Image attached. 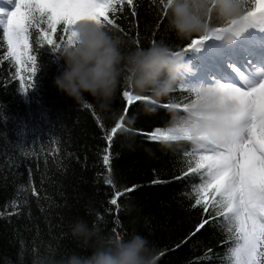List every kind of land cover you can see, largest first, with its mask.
Masks as SVG:
<instances>
[{"label": "trees", "instance_id": "trees-1", "mask_svg": "<svg viewBox=\"0 0 264 264\" xmlns=\"http://www.w3.org/2000/svg\"><path fill=\"white\" fill-rule=\"evenodd\" d=\"M135 2V17L127 6L118 13L117 23L127 36L119 29H106L122 41L125 52L138 48L132 38L137 32L139 48H147L155 40L179 51L190 43V39H178L169 30V15L160 23L159 0ZM210 23L224 25L214 16ZM41 27L46 28V24ZM62 28L58 25L55 39L63 35ZM229 38L212 37L188 50L184 79L155 104L150 99L136 102L124 121L132 131L118 132L110 153H105V135L123 114L126 102L122 90L128 85L121 84L107 110L96 106L88 93L84 94L88 102L78 105L54 84L64 69L59 52L41 46L38 30L33 29L30 44L37 71L33 87L21 92L17 66L5 59L7 43L0 27V212L13 199L26 201L18 215L0 216V264H39L43 259L59 260L73 252L90 255L91 244L84 246L71 235V226L78 219L95 226L103 236L116 238L112 232L115 227L123 238L132 234L146 237L157 253L156 264H196L197 258L199 264H230L226 253L232 244L219 221L181 243L206 218L202 209L191 207L193 201L186 195L197 177L175 179L182 175L184 154L194 145L149 139L156 128L174 126L185 117L182 110L164 105L189 102L191 94L180 87L181 83L194 87L201 79L205 81L203 73L217 67ZM105 154L111 156L109 166L103 162ZM116 192L123 195L118 205H111Z\"/></svg>", "mask_w": 264, "mask_h": 264}, {"label": "snow or ice", "instance_id": "snow-or-ice-1", "mask_svg": "<svg viewBox=\"0 0 264 264\" xmlns=\"http://www.w3.org/2000/svg\"><path fill=\"white\" fill-rule=\"evenodd\" d=\"M240 2L243 7L238 19L227 25L216 26L208 34L190 38L186 47H181L179 51L172 50V54L185 55L188 50L209 38L219 39V34L229 29L239 34L252 26L264 28V0ZM170 3L171 0H159L162 15L160 23L167 17ZM126 6L131 9V16L135 17V0H16L14 10L0 18V27L7 43L5 59L17 66L16 75L21 92L33 87L37 71L36 55L31 54L33 48L30 44L33 29L38 30V43L41 46L48 45L56 52L74 44L75 26L82 21L95 22L105 31L116 28L127 36L117 23L118 13H122ZM208 21L210 23L211 15ZM41 24H46V28L41 27ZM58 25L63 26V35L55 39L53 34L57 32ZM132 38L139 48V32ZM156 43L160 42L153 40L152 45ZM180 87L191 94L189 102L166 104L164 107L182 110L185 117L174 126L156 128L150 133L149 139L187 141L194 145L184 154L186 159L182 175L175 179L197 177V182L191 185V193L186 195L193 201L191 207L202 209V216L206 218H202L195 230L181 243H187L205 226H212L219 221L227 233V240L232 244L226 253L230 264H264V81L248 89L231 84L206 88L181 83ZM122 97L126 105L123 114L105 135L108 143L105 153H110L118 132L132 131L124 123L130 108L136 102L148 100L147 96L135 94L129 85L122 90ZM217 120L223 122L222 129L216 127ZM100 126L103 129V125ZM110 160V154L103 155L106 166L110 165ZM106 182L111 184L112 180ZM32 194H37L35 188H32ZM121 195L123 193L116 192L110 204L118 205ZM22 203L26 201L13 199L5 205L0 216L5 213L18 215ZM119 223L117 220L116 224ZM112 232L116 238H123V234L115 227ZM211 251L209 249L208 253ZM199 261L200 258H197L196 264Z\"/></svg>", "mask_w": 264, "mask_h": 264}, {"label": "clouds", "instance_id": "clouds-1", "mask_svg": "<svg viewBox=\"0 0 264 264\" xmlns=\"http://www.w3.org/2000/svg\"><path fill=\"white\" fill-rule=\"evenodd\" d=\"M242 7L240 0H171L168 27L178 39L205 35L215 27L209 23V15L227 25L240 17ZM74 30V44L59 51L64 69L54 84L78 105L88 102L84 96L88 93L96 106L107 110L122 83L137 95L147 93L148 99L159 101L174 91L188 71L184 55H173L163 42L125 52L122 41L95 22L82 21ZM232 34L236 32L229 29L219 35L229 38ZM215 125L223 128L222 121H215ZM71 235L84 246L91 244V254L82 256L73 252L59 260L43 259L39 264H156L157 261L155 249L140 234L129 238L103 236L95 226L89 227L86 221L78 219L71 226Z\"/></svg>", "mask_w": 264, "mask_h": 264}, {"label": "rangeland", "instance_id": "rangeland-1", "mask_svg": "<svg viewBox=\"0 0 264 264\" xmlns=\"http://www.w3.org/2000/svg\"><path fill=\"white\" fill-rule=\"evenodd\" d=\"M15 3L16 0H12L8 14L14 10ZM263 37L264 28L257 26H254L246 34L237 39L235 36L231 37V44L234 42L235 45L236 42H240L238 43L240 45L239 49H232V54L236 57L231 54L228 58H225L224 62L218 64L212 73L204 72L203 76L206 80L203 81L201 79V82L196 83L194 87H214L217 84H231L242 89L250 88L246 85H240L238 80L242 74L247 76L250 72H254L257 69H264V47H262V43H259V39H263ZM257 54L262 58L259 62L254 59Z\"/></svg>", "mask_w": 264, "mask_h": 264}, {"label": "bare ground", "instance_id": "bare-ground-1", "mask_svg": "<svg viewBox=\"0 0 264 264\" xmlns=\"http://www.w3.org/2000/svg\"><path fill=\"white\" fill-rule=\"evenodd\" d=\"M12 2V0H0V10H2V12H0V18H4L6 17V15L8 14V10L10 7V3ZM259 43H262V47H264V37L263 39H259ZM255 60H257L258 62L262 60L261 57H259V54H257L256 57H254ZM264 69H257L254 72H250L247 76L242 74L241 78L238 80L240 85H246L249 87H253L254 84H258L261 81H264ZM263 77V79H261ZM255 84V85H256Z\"/></svg>", "mask_w": 264, "mask_h": 264}]
</instances>
